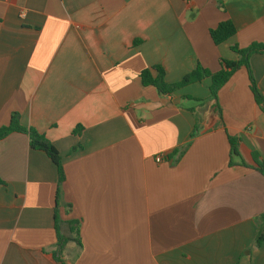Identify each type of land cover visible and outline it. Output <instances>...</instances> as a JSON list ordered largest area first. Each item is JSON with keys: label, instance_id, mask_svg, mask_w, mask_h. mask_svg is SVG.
<instances>
[{"label": "crops", "instance_id": "obj_1", "mask_svg": "<svg viewBox=\"0 0 264 264\" xmlns=\"http://www.w3.org/2000/svg\"><path fill=\"white\" fill-rule=\"evenodd\" d=\"M228 20L237 34L216 46L210 30ZM253 43L264 45V0H0V128L18 113L60 153L62 233L80 222L67 264H264L252 159L264 161V112L247 70L220 90L212 121L211 104L184 99H208L210 79L171 96L140 79L157 65L168 83L198 65L217 72L239 59L232 46ZM250 64L264 95V53ZM229 135L248 167L230 166ZM0 179V264H58L55 165L14 133L0 142Z\"/></svg>", "mask_w": 264, "mask_h": 264}, {"label": "trees", "instance_id": "obj_2", "mask_svg": "<svg viewBox=\"0 0 264 264\" xmlns=\"http://www.w3.org/2000/svg\"><path fill=\"white\" fill-rule=\"evenodd\" d=\"M225 0H217L219 6L223 7ZM237 34V29L232 21L221 22L215 29L210 30V36L213 43L218 46L226 43L231 38ZM141 41L135 40L134 44H138ZM231 50L235 52L239 59L236 61H231L227 59H220V70L217 72H211L205 69L201 65H198L193 71L186 74L180 81L175 83H168L166 81V73L162 66L157 65L151 68L145 69L140 73L141 83L144 87H153L160 96H171L176 92L184 89L187 86L203 83L206 79L211 80V85L209 86L210 96L208 99H196L193 97H184L194 101L200 105L211 104V114L209 116V121L214 119L223 120V112L219 100L220 90L230 81V79L242 68H245L248 72L249 78V88L254 97L257 106L262 112H264V95L260 91L253 70L250 64V59L255 54L264 53V45L253 43L246 49H241L239 46H232ZM188 111L194 112V109H189ZM79 128L74 130L73 134H79ZM199 132V128L195 127V130L191 136V140L186 145L174 149L169 155L168 159L177 164L181 158L186 153L187 149L191 145L192 139H194ZM18 133L24 134L29 137V145L31 149L36 151H41L45 153L51 162L57 168L58 181H57V191L55 199V210H54V222H55V232L57 236V241L55 247L52 251V257L58 264H67L65 260V251L70 242H74L81 246L79 232H80V222L77 220L67 222L69 229V236L62 233L63 222L59 216L60 207L63 205V184L66 181L65 171L63 168L62 158L56 147L47 139L44 134H41L35 128L25 127L21 124V116L18 113H13L11 116V121L8 126L0 128V142L10 136L11 134ZM229 143L231 147V160L230 166H234V158L240 160L239 166L248 167L247 164L241 159L239 152L238 138L228 136ZM252 159L255 163L253 167L257 172L264 176V161L256 153H252ZM0 184L3 185L4 182L0 179ZM70 205L67 206V212L69 211ZM264 220V215L257 218V221ZM264 243V230L261 231L257 238V246H261Z\"/></svg>", "mask_w": 264, "mask_h": 264}, {"label": "built area", "instance_id": "obj_3", "mask_svg": "<svg viewBox=\"0 0 264 264\" xmlns=\"http://www.w3.org/2000/svg\"><path fill=\"white\" fill-rule=\"evenodd\" d=\"M162 160V156L161 157H157V161L160 162Z\"/></svg>", "mask_w": 264, "mask_h": 264}]
</instances>
